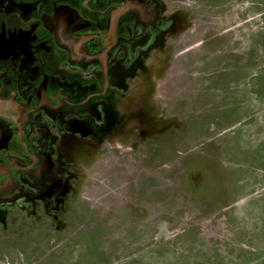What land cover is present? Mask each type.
Masks as SVG:
<instances>
[{"label": "rangeland", "instance_id": "374dc122", "mask_svg": "<svg viewBox=\"0 0 264 264\" xmlns=\"http://www.w3.org/2000/svg\"><path fill=\"white\" fill-rule=\"evenodd\" d=\"M162 2L132 103L80 123L99 159L72 152L54 218L0 223V264H264V0Z\"/></svg>", "mask_w": 264, "mask_h": 264}, {"label": "flooded vegetation", "instance_id": "af4514ba", "mask_svg": "<svg viewBox=\"0 0 264 264\" xmlns=\"http://www.w3.org/2000/svg\"><path fill=\"white\" fill-rule=\"evenodd\" d=\"M170 26L162 0H0V223L57 216L72 152L101 151L80 123L94 137L132 103L126 75Z\"/></svg>", "mask_w": 264, "mask_h": 264}]
</instances>
